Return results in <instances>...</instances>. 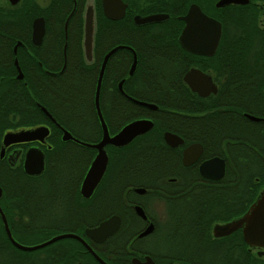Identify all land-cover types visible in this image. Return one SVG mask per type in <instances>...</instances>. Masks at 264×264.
Segmentation results:
<instances>
[{"label":"flooded vegetation","instance_id":"obj_1","mask_svg":"<svg viewBox=\"0 0 264 264\" xmlns=\"http://www.w3.org/2000/svg\"><path fill=\"white\" fill-rule=\"evenodd\" d=\"M69 1L72 6L61 30L65 0H0V264H242L241 229L225 236L214 235V230L242 215L225 219L226 212L242 210L243 160L250 157L255 182L264 178V86L253 99V112H241V100L233 90L237 83L244 81V73L241 61L228 60L227 53H254V50L264 49V0H230L221 5H218L220 0H121L125 7L119 19L104 15L102 0ZM97 1L110 25L102 38L106 46L96 53L93 38ZM79 3H82L83 22L86 6H93L92 53L90 60L84 55L83 58L97 68L96 81L104 55L116 46H123L108 58L102 82L107 74V84L115 86L117 94L126 100L127 105L143 107L129 99L141 101L125 90L126 86L133 88L132 83L136 81L132 82L131 78L138 68L142 74L145 73L143 68H157L158 81L167 80L171 84L181 81L190 93L187 113L177 111L169 115V109H159L154 104L156 109L143 107L132 120L114 132H110L102 110L112 114L115 94H104L103 106L99 94L100 110L111 136L134 120L152 121L149 131L134 137L128 144L106 146L107 168L109 148L114 149L112 154H119L120 148L143 137L151 141L149 144L159 155V169L166 173L141 172L132 177L129 172L131 158L112 155L114 161L123 164L106 179L105 171L88 197L81 193V184L96 150L62 141L61 129L91 144L97 143L101 134L97 139L94 127L80 124L76 126L77 131L90 132L93 140L74 136L70 128L62 125L36 101L34 105L42 116L39 122H34L31 111L20 116L16 109L18 98L30 96L33 100L32 94H18L15 86L19 82L46 86L65 71L68 49L72 52L67 48L68 24ZM192 5L220 26L219 39L212 54L197 53L199 51L186 49L180 44L179 37L185 25L183 17ZM153 15H160L161 20L136 23V19ZM37 19L43 25L40 36L33 31V22ZM202 32L193 33L194 48L206 42ZM79 34L81 36L75 25L71 33L75 45ZM79 42L83 49V26ZM155 60L157 64H151ZM252 66L254 68V62ZM190 72L192 82L205 85L202 89L204 95L193 91L184 80ZM245 79L254 85V77ZM259 80L264 83V79L255 81ZM40 107L45 108L56 123H52ZM96 120L98 122L97 117ZM156 121L159 124L153 132ZM35 125L48 128L43 141H14L3 145L4 133ZM165 133L174 135L172 145L165 140ZM69 144L77 146L76 156L71 158L76 171L58 172L57 165ZM192 146L197 149L194 152L197 156L185 164L184 151ZM30 149L40 150L43 156L42 172L36 175L27 173L23 166ZM213 158L223 165L218 179L205 178L199 172L200 165ZM87 160L89 162L81 173ZM137 169L142 170L141 167ZM263 191L264 187L255 185L254 198L249 206ZM36 213L42 214L41 227L45 234L44 240L37 238L40 242L36 244L64 233L78 237L58 238L39 248L42 253L34 258L30 253L34 250L25 251L14 246L6 234L3 218L15 242L32 246L36 244L23 242L36 239L35 228L40 226ZM112 216L118 218V226L112 234L106 237L86 235L87 229L97 227ZM246 250L251 255L252 264H264V245H247Z\"/></svg>","mask_w":264,"mask_h":264},{"label":"trees","instance_id":"obj_2","mask_svg":"<svg viewBox=\"0 0 264 264\" xmlns=\"http://www.w3.org/2000/svg\"><path fill=\"white\" fill-rule=\"evenodd\" d=\"M65 13L61 17L60 20V29L62 30L63 22L65 16L68 14L71 9V2L69 0H65ZM82 4V3H81ZM79 3L77 11L71 16L68 24V47L72 50L67 54V65L66 69L58 76L56 81L52 83L44 85H26L19 82L15 87L17 88V92L19 95L23 94H32L33 100L29 97L26 98H18L16 101V109L20 116L26 115L28 111L33 113L34 122H39L42 120V116L38 111L36 105H34V101L44 105L47 110L57 119L59 122L70 128L72 130V134L76 137L81 136L84 139L93 140L91 138V133L85 134L86 132L79 133L76 129V126L80 124H86L89 127L92 126L96 130L97 137H100V126L96 120L94 109H93V97L94 90L96 84V74L97 68L93 66V64H87L83 58V49L80 46V37L82 38V26H83V17H82V5ZM97 14L95 17V33L93 38L94 51L97 53L101 47H105L106 43L102 42V38L108 29V21L101 13V8L99 2L96 3ZM77 19V21H76ZM76 21V23H75ZM119 24V23H118ZM75 25L80 30L81 36L79 34L77 45L72 42L71 33L74 32ZM171 28V27H170ZM175 39V38H174ZM173 43L176 44V41ZM228 60L241 61V68L243 70L244 81L241 83H237L234 87L233 94L237 96L241 100V106L239 110L241 112H253L254 108L252 106L253 99H255L256 95L261 92V88L264 86V83L259 80L256 82V79H264V49H260L259 51L253 52H240V53H227ZM252 62H254V68L252 66ZM142 63V60H141ZM156 65L157 60L153 63ZM257 65V66H256ZM140 69L138 68L134 76L131 78L133 88H129L126 86V93L130 96L136 97L141 101L147 103H153L159 107V109L167 110L169 115L172 113H178L177 111H184V113L188 112V99H189V90L185 84L181 81L176 84H171L167 80L158 81V69H148L143 68L142 71L145 73H139ZM254 77V85L249 83L245 78L252 79ZM107 74H105L101 90H100V104L102 105L103 95L111 92L115 94L114 107L112 110V114L108 115L103 109L102 113L104 119L108 125L110 132L116 131V129L126 122L132 120L142 109L137 105H127L126 100H124L120 95L117 94L115 86H110L106 81ZM141 80V81H140ZM127 106H126V105ZM148 112V110H144ZM154 113V112H149ZM113 115V116H112ZM173 116H170V118ZM159 122H155L154 128L152 129L155 132L156 126ZM90 130V128H89ZM88 130V131H89ZM87 135V136H86ZM94 139V140H97ZM142 140V141H141ZM141 141V142H139ZM149 139L145 138H136L130 145L127 147L120 148V153L116 154L114 152L111 153L114 149L109 148L110 152V162L108 168L106 170V177L109 174L115 173L123 163L122 161L117 162L114 161L113 156H120L121 158L129 157L130 161V173L133 175L139 174L141 172H147L151 174L156 173H166L164 170L159 169L160 159L159 155L155 153V149ZM70 147L66 149V154L62 156L61 162L57 165L58 172H74L76 164L71 161V158L76 156L77 146L69 144ZM91 151H89V154ZM91 155V154H90ZM113 155V156H112ZM250 156V154H249ZM91 156H89L90 160ZM135 159H140L142 161H137ZM250 157L243 160L242 165V179H241V187L240 194L242 199V210L239 212H226L225 219H229L233 216L241 215L248 208L250 202L254 198V187L257 184V188L264 187V178L258 180V182L254 181V167L250 162ZM88 160L84 163L81 173L84 172ZM141 167L142 170L137 168ZM48 167L46 168V170ZM37 214V213H36ZM38 219L40 226L35 228V238H39L44 240V231L41 227L42 225V214L38 213ZM102 214H100L101 216ZM40 241V240H39ZM39 243V242H38ZM242 250V264H252V259L250 253L247 252V245L243 240H239ZM32 245V244H31Z\"/></svg>","mask_w":264,"mask_h":264},{"label":"water","instance_id":"obj_3","mask_svg":"<svg viewBox=\"0 0 264 264\" xmlns=\"http://www.w3.org/2000/svg\"><path fill=\"white\" fill-rule=\"evenodd\" d=\"M229 1L230 0H220L218 2V5L226 4ZM124 7L125 5L122 3L121 0H102V9L104 15L108 18H112V19L121 18L124 13ZM160 20H161L160 15H153L146 17L144 19H136V23L143 24V23L156 22ZM183 20L185 25L179 37L180 44L186 49L199 51L197 53L212 54L217 45L220 35L219 24L207 18L205 15H203L200 9L194 5H192L189 8L187 14L183 17ZM93 29H94V12H93V6L89 4L86 6L84 10V22H83V51L86 60H90L91 58ZM197 30H203L202 38L205 37L206 42L202 43L201 46H199L198 48H194L192 40H193V36L195 37V35L193 33L196 32ZM33 31L35 35L40 36L42 34L43 25L39 19L33 22ZM121 47L123 46H116L104 55L95 85L93 105L101 129L100 140L95 144L83 142L74 138L65 129H61L62 141H72L76 144L93 148L96 150V154L93 157L92 161L90 162L81 184V193L85 197H88L95 190V188L98 186L99 182L101 181L106 171L108 164V155L106 152V146L108 145L114 147L124 146L128 144L134 137L143 134L152 128V121L150 119H138L130 123H127L116 134L111 136L108 132L106 123L103 119L99 106V94H100L102 77L108 58L114 51H116ZM134 65H135V60L131 67L130 73H132ZM184 80L188 83L189 87L193 91L198 92L200 95H204L202 89L205 85L202 83L192 82L191 72L185 75ZM118 88L119 91L122 92L121 85H119ZM128 98L131 99L133 102H136L137 104L146 107L148 109L154 110L157 108L154 104L137 101L130 97ZM40 110L52 123H56L52 118V116L46 111L45 108L40 107ZM246 116L250 120H255L253 116L250 115H246ZM47 135H48V128L46 126L35 125L30 127H23L13 132L11 131L4 133L2 143L3 145L6 146L11 143H14V141L15 142H20V141L26 142L30 140L43 141L44 137H46ZM173 136L174 135L170 133H165V140L171 144V138ZM194 152H197V149L193 146L187 148L184 151L185 164L190 163V161H192L191 159L196 158L197 154H195ZM23 166H24V170L29 174L36 175L42 172L43 156L41 151L37 149L28 150L25 155ZM199 172L205 178L218 179L219 177H221L223 172L222 162L218 161L216 158L210 159L200 165ZM3 222H4L6 234L11 240V242L14 244V246L25 251L39 249L58 238L78 237L71 233H64L62 235L52 238L49 241L42 242L40 244H36L32 246H24L18 244L12 239L4 218H3ZM117 226H118V218L112 216L106 219L105 221H102L97 227L93 229H87L86 235L89 237H95V236L106 237L112 234L116 230ZM237 229H241L242 238L246 245L250 247L254 245H264V191L261 193L257 201L255 203H252L240 217L228 222L226 225H223L221 227H216L214 230V235L225 236Z\"/></svg>","mask_w":264,"mask_h":264},{"label":"rangeland","instance_id":"obj_4","mask_svg":"<svg viewBox=\"0 0 264 264\" xmlns=\"http://www.w3.org/2000/svg\"><path fill=\"white\" fill-rule=\"evenodd\" d=\"M38 242H40L38 239L32 238V240L24 241L23 243L36 244ZM40 252L42 253V249L34 250V251H31L30 253L34 256V258H37Z\"/></svg>","mask_w":264,"mask_h":264}]
</instances>
